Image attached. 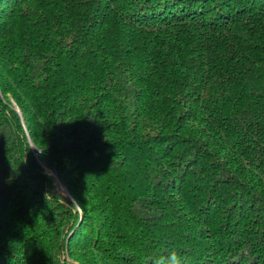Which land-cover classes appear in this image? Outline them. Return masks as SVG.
<instances>
[{
	"label": "trees",
	"instance_id": "obj_1",
	"mask_svg": "<svg viewBox=\"0 0 264 264\" xmlns=\"http://www.w3.org/2000/svg\"><path fill=\"white\" fill-rule=\"evenodd\" d=\"M264 264V0H0V264Z\"/></svg>",
	"mask_w": 264,
	"mask_h": 264
},
{
	"label": "clouds",
	"instance_id": "obj_2",
	"mask_svg": "<svg viewBox=\"0 0 264 264\" xmlns=\"http://www.w3.org/2000/svg\"><path fill=\"white\" fill-rule=\"evenodd\" d=\"M155 264H182V262L180 255L173 250L167 256H161L155 260Z\"/></svg>",
	"mask_w": 264,
	"mask_h": 264
}]
</instances>
